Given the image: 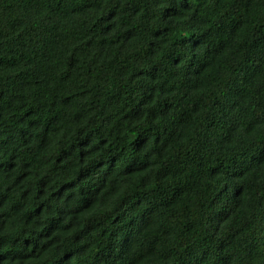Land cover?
<instances>
[{
    "label": "trees",
    "instance_id": "obj_1",
    "mask_svg": "<svg viewBox=\"0 0 264 264\" xmlns=\"http://www.w3.org/2000/svg\"><path fill=\"white\" fill-rule=\"evenodd\" d=\"M0 264H264V0H0Z\"/></svg>",
    "mask_w": 264,
    "mask_h": 264
}]
</instances>
